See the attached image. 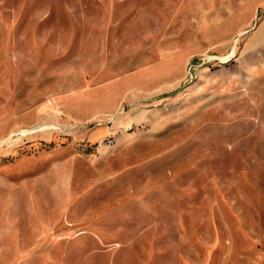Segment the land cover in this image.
Segmentation results:
<instances>
[{
	"label": "rangeland",
	"instance_id": "obj_1",
	"mask_svg": "<svg viewBox=\"0 0 264 264\" xmlns=\"http://www.w3.org/2000/svg\"><path fill=\"white\" fill-rule=\"evenodd\" d=\"M0 264H264V0H0Z\"/></svg>",
	"mask_w": 264,
	"mask_h": 264
},
{
	"label": "bare ground",
	"instance_id": "obj_2",
	"mask_svg": "<svg viewBox=\"0 0 264 264\" xmlns=\"http://www.w3.org/2000/svg\"><path fill=\"white\" fill-rule=\"evenodd\" d=\"M41 129H43V128L38 127L36 130H31L30 133L36 132V131L41 130Z\"/></svg>",
	"mask_w": 264,
	"mask_h": 264
}]
</instances>
